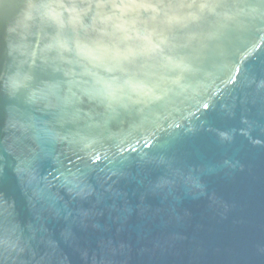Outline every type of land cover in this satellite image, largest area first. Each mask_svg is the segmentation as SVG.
I'll return each mask as SVG.
<instances>
[{
    "label": "water",
    "instance_id": "1",
    "mask_svg": "<svg viewBox=\"0 0 264 264\" xmlns=\"http://www.w3.org/2000/svg\"><path fill=\"white\" fill-rule=\"evenodd\" d=\"M0 264H264V0H0Z\"/></svg>",
    "mask_w": 264,
    "mask_h": 264
}]
</instances>
